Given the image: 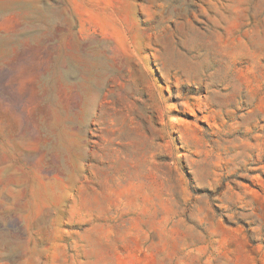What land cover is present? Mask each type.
Wrapping results in <instances>:
<instances>
[{"label": "rangeland", "instance_id": "rangeland-1", "mask_svg": "<svg viewBox=\"0 0 264 264\" xmlns=\"http://www.w3.org/2000/svg\"><path fill=\"white\" fill-rule=\"evenodd\" d=\"M0 264H264V0H0Z\"/></svg>", "mask_w": 264, "mask_h": 264}]
</instances>
